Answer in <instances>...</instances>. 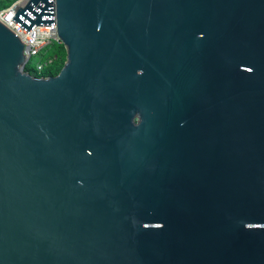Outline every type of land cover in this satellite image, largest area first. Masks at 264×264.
Returning <instances> with one entry per match:
<instances>
[{
  "label": "water",
  "instance_id": "obj_1",
  "mask_svg": "<svg viewBox=\"0 0 264 264\" xmlns=\"http://www.w3.org/2000/svg\"><path fill=\"white\" fill-rule=\"evenodd\" d=\"M9 9L67 55L0 21V264H264V0Z\"/></svg>",
  "mask_w": 264,
  "mask_h": 264
},
{
  "label": "built area",
  "instance_id": "obj_2",
  "mask_svg": "<svg viewBox=\"0 0 264 264\" xmlns=\"http://www.w3.org/2000/svg\"><path fill=\"white\" fill-rule=\"evenodd\" d=\"M19 0H16L8 7L0 9V21L6 25L9 29H11L24 43L25 49L24 52L28 57V63L31 61L33 55L41 53L42 50L47 48L49 45L54 42L62 43L58 36L57 25H37L34 24L31 29L27 32L26 29H23L20 25H18L12 18L15 16V12L12 9L14 4H16ZM9 9V10H7ZM57 61L56 56L49 57L43 61H39L35 67H33L35 76H50L48 74L51 67L55 65ZM30 72V68L26 69Z\"/></svg>",
  "mask_w": 264,
  "mask_h": 264
},
{
  "label": "trees",
  "instance_id": "obj_3",
  "mask_svg": "<svg viewBox=\"0 0 264 264\" xmlns=\"http://www.w3.org/2000/svg\"><path fill=\"white\" fill-rule=\"evenodd\" d=\"M14 1L16 0H10L7 2H1L0 1V9H3L5 7H8L9 5H11ZM60 51H63L64 53L67 54L66 52V48L63 45V43H59V42H54L53 44L49 45L47 48H45L44 50H42L41 52V57L39 61H43L49 57L54 56L55 54H58ZM57 62V61H56ZM63 67V64H59V62L55 63V65L53 67H51V69L49 70L48 74L49 75H56L58 74V72L61 70V68ZM29 66H26V69H28ZM30 73L34 74L32 72V69L30 68ZM34 71V70H33Z\"/></svg>",
  "mask_w": 264,
  "mask_h": 264
},
{
  "label": "rangeland",
  "instance_id": "obj_4",
  "mask_svg": "<svg viewBox=\"0 0 264 264\" xmlns=\"http://www.w3.org/2000/svg\"><path fill=\"white\" fill-rule=\"evenodd\" d=\"M1 2H7V1H10V0H0ZM15 2V1H14ZM66 53H64L63 51H60L58 54H55L56 58H57V62H59V64H65V61H66ZM40 57H41V53H38L36 55H33L32 58H31V61L28 63V66L29 68L32 69V72L34 73L33 71V67L36 66V64L39 62L40 60ZM56 62V63H57ZM33 75H36V73H34Z\"/></svg>",
  "mask_w": 264,
  "mask_h": 264
}]
</instances>
